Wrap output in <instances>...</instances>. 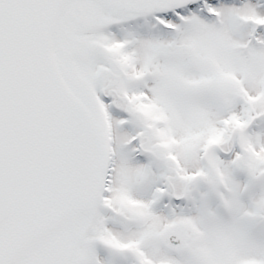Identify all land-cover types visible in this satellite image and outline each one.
Instances as JSON below:
<instances>
[{
  "label": "snow or ice",
  "instance_id": "6c2138e0",
  "mask_svg": "<svg viewBox=\"0 0 264 264\" xmlns=\"http://www.w3.org/2000/svg\"><path fill=\"white\" fill-rule=\"evenodd\" d=\"M0 264H264V0H0Z\"/></svg>",
  "mask_w": 264,
  "mask_h": 264
}]
</instances>
